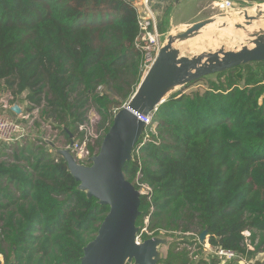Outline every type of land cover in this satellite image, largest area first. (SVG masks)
<instances>
[{"label":"trees","instance_id":"obj_1","mask_svg":"<svg viewBox=\"0 0 264 264\" xmlns=\"http://www.w3.org/2000/svg\"><path fill=\"white\" fill-rule=\"evenodd\" d=\"M137 17L131 0H0V87L10 104L38 109V133L48 127L67 145L94 106L105 134L140 81ZM207 86L171 94L123 167L138 191L150 189L140 197L141 237L171 239L159 264H220L201 253L203 230L212 248L248 261L264 251V61ZM27 137L0 143V264H80L108 207L77 190L56 143Z\"/></svg>","mask_w":264,"mask_h":264},{"label":"water","instance_id":"obj_2","mask_svg":"<svg viewBox=\"0 0 264 264\" xmlns=\"http://www.w3.org/2000/svg\"><path fill=\"white\" fill-rule=\"evenodd\" d=\"M208 24L206 21L194 23L183 33L167 38L129 101L112 117L97 154L91 156L87 164L77 163L68 148L55 150L78 182L77 190L84 192L86 198H94L99 205L108 207L95 237L82 249L80 264H158L161 260L159 249L167 245L164 238L136 242L142 194L123 174V167L133 159L134 148L144 131L140 118L156 111L176 86L183 87L240 65L264 61V34L253 37L250 43L253 47L218 50L194 57L180 56L175 42L190 38ZM11 111L19 114L21 109L13 105ZM72 143L71 139L70 147ZM205 238L207 231L203 230L199 241L203 243Z\"/></svg>","mask_w":264,"mask_h":264},{"label":"rangeland","instance_id":"obj_3","mask_svg":"<svg viewBox=\"0 0 264 264\" xmlns=\"http://www.w3.org/2000/svg\"><path fill=\"white\" fill-rule=\"evenodd\" d=\"M225 1L231 3L230 8H222V5ZM260 4L263 3H256L249 0H181L179 7L175 9L171 8V10L166 15V17L165 16L161 17L160 21L163 24L162 29L164 31L163 35L165 37V41L167 40L168 37H174L176 35L183 33L194 23L206 21L209 24L203 27L202 29H200L196 34L192 35L190 38L186 40L175 42L174 47L178 49L180 56L194 57L200 55L201 53L216 52L218 50L233 51V50H239L244 46L253 47V45H250L252 39H254L253 38L254 36L252 35L253 34L260 35V33L264 34V32L260 31L257 33H253L245 36L242 39H239V37L235 34L239 31L242 32L244 28L250 25L255 26L259 22L264 21V15H257V14L250 16L248 15V11L250 9H253ZM133 5L136 4L133 3ZM174 14H175V18L170 20V18H172ZM176 16H178L177 20H176ZM231 16L232 17L237 16L236 17L237 20L230 19ZM258 68L261 67L253 66V69H258ZM215 80H216V75H209L187 87L176 86L170 90L168 96L176 92H180L181 94L199 92L201 94L207 89L208 87L207 83L209 81H215ZM113 112H112V117L114 116ZM87 115L89 119H95V115H96L97 117H99L101 123L102 119L100 115L97 113L94 106L89 107V111ZM16 118H19L18 115L16 116ZM33 123H34L33 121L30 124L23 123V126L30 131V133H28L27 135L28 136L27 138H30V140H33L36 137H41L47 143H56L58 146L56 148H61L64 147V145L65 146L67 145L62 137L56 136L55 133H49L48 130L42 129L39 132L41 134H39L38 129L35 127V125L33 126ZM106 124H108L107 127L109 128L110 124L108 121L104 124V126H106ZM152 130L154 131L153 133L156 134L155 125L152 126ZM146 139L147 136L144 138L143 142H145ZM24 143L25 141L19 142V145H23ZM10 144L12 145L14 143L11 142ZM35 144H39V143L36 142ZM12 147L15 149V146ZM12 147L11 149H13ZM10 152L11 151L9 150V153ZM140 191L145 193V190L144 191L140 190ZM143 225L144 227H147L148 225L147 218L144 219ZM146 231H148V229H146ZM161 234L164 236V233ZM189 236L190 235L188 234L187 236L182 235L181 237L184 238L185 240H188L190 238ZM166 239L168 241L171 240L168 237ZM182 247L183 245L177 246L176 244L177 249H181ZM162 252L163 254H165L166 252V248L164 246L162 247ZM0 262L2 263V257H0Z\"/></svg>","mask_w":264,"mask_h":264},{"label":"built area","instance_id":"obj_4","mask_svg":"<svg viewBox=\"0 0 264 264\" xmlns=\"http://www.w3.org/2000/svg\"><path fill=\"white\" fill-rule=\"evenodd\" d=\"M150 1L151 0H143L141 11H137L139 34L136 39L135 46L141 53V61L139 64L141 78L150 70L160 48L165 42L164 35L158 31L157 22L154 18ZM230 5V2L225 1L222 5V8H230ZM11 99L12 98L10 95H4L0 98V143L20 141L22 138L26 137L30 131L23 126V123L30 124L32 121L34 122L38 115V109H34L31 113H24L21 108V112L19 114H14L11 111L13 106L10 104ZM8 111L12 112L16 116L18 115L19 118H12L8 114ZM154 112L155 111L150 112L145 118H140L143 121L145 127L151 125ZM115 113L116 111L113 112V115ZM101 125L102 123H100L99 117L95 115V119H89L87 115V121L78 128L79 139L73 140L71 147L69 145H64V147L59 149L68 148L77 163L87 164L89 158L93 155H96L99 150L98 143L104 136L103 126ZM107 125L108 124H106V126ZM140 190H145V193L141 192ZM140 190L139 192L142 195H146L150 191L147 186H142ZM145 231V229L141 230V232ZM243 235L246 239L249 237V233L247 231H244ZM206 239L207 238H205L204 242L201 243L198 238V243L203 244L201 253L205 257H217L220 261V264H225L230 261H237L238 264H254L251 260L248 261L244 258H241L232 251L221 248H212ZM136 242H138L137 237ZM246 243L248 245V242ZM187 249L191 252V254L194 252L193 247H187ZM249 249H251V247H249Z\"/></svg>","mask_w":264,"mask_h":264},{"label":"crops","instance_id":"obj_5","mask_svg":"<svg viewBox=\"0 0 264 264\" xmlns=\"http://www.w3.org/2000/svg\"><path fill=\"white\" fill-rule=\"evenodd\" d=\"M132 1H133V3L136 4L134 6L136 7L137 11L140 12L142 9L143 0H132ZM180 1L181 0H151L150 1L154 18L157 21V25L161 23V21H160L161 17L162 16L166 17V15L169 13L171 8L175 9V8L179 7ZM173 18H175V14L172 16V18H170V20ZM177 18H178V16H176V20H177ZM2 89H3V86L0 87V96L5 95V92ZM22 98H24V95H22ZM17 106L20 107V105H17ZM22 107H20V108H22ZM43 129L48 130V132L51 133L48 127H44ZM64 142H65V139H64ZM251 261L254 264H264V251L256 253L254 255V257L251 258Z\"/></svg>","mask_w":264,"mask_h":264},{"label":"bare ground","instance_id":"obj_6","mask_svg":"<svg viewBox=\"0 0 264 264\" xmlns=\"http://www.w3.org/2000/svg\"><path fill=\"white\" fill-rule=\"evenodd\" d=\"M245 13V12H244ZM264 15V3L263 4H260V5H257L255 8H253V9H250L249 11H248V15L250 16V15ZM244 15H246V14H244ZM237 16H231V18L230 19H233V20H237V18H236ZM252 17V16H251ZM239 18H240V16H239ZM241 21V20H240ZM213 28V27H212ZM211 29V28H210ZM264 32V21H261V22H259L258 24H256L255 26H252V25H250V26H248V27H246V28H244L243 30H242V32H237L235 35H237L238 37H239V39H242V38H244L245 36H247V35H250V34H253V33H257V32ZM234 33H235V31H234ZM233 33V34H234ZM261 34V33H260ZM255 35H257V34H253L252 36H255ZM236 36V37H237ZM197 45V44H196ZM198 47V46H197ZM251 47V46H250Z\"/></svg>","mask_w":264,"mask_h":264},{"label":"flooded vegetation","instance_id":"obj_7","mask_svg":"<svg viewBox=\"0 0 264 264\" xmlns=\"http://www.w3.org/2000/svg\"><path fill=\"white\" fill-rule=\"evenodd\" d=\"M155 237H162V238H164L166 241H167V245H163L166 249H167V246H168V244H169V242L170 241H168L166 238V236L164 237L163 235H159V236H153V235H150L149 237H147V238H142L141 237V234L140 233H138V235H137V238H138V243H142V242H144V241H146V240H148V239H151V238H155ZM163 246H161L160 247V252L162 253V258L164 257V254H163V252H162V247ZM161 258V259H162ZM159 264V263H158Z\"/></svg>","mask_w":264,"mask_h":264}]
</instances>
